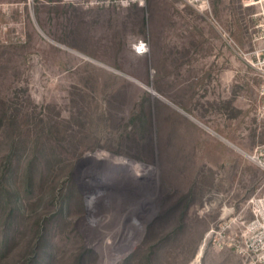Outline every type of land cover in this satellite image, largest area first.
Instances as JSON below:
<instances>
[{"label":"rangeland","instance_id":"obj_1","mask_svg":"<svg viewBox=\"0 0 264 264\" xmlns=\"http://www.w3.org/2000/svg\"><path fill=\"white\" fill-rule=\"evenodd\" d=\"M246 2L0 0V264H249L220 228L264 194ZM125 193V237L98 242L93 202Z\"/></svg>","mask_w":264,"mask_h":264},{"label":"built area","instance_id":"obj_2","mask_svg":"<svg viewBox=\"0 0 264 264\" xmlns=\"http://www.w3.org/2000/svg\"><path fill=\"white\" fill-rule=\"evenodd\" d=\"M88 1L91 5L98 2V0ZM183 1L200 11L211 9L210 0ZM106 4L115 5L121 9L132 6L145 8L146 0H106ZM244 6H255L257 9V12L251 15L254 22L251 27L253 33L250 36L252 47L244 58L261 74L264 80V0H250ZM249 32H251L250 29ZM133 49L138 54L148 53V46L144 41H139ZM226 214H235L229 220L223 217L220 225L222 231H230V245L249 264H264V194L262 188L257 189L252 197L244 200L238 209L232 208Z\"/></svg>","mask_w":264,"mask_h":264},{"label":"bare ground","instance_id":"obj_3","mask_svg":"<svg viewBox=\"0 0 264 264\" xmlns=\"http://www.w3.org/2000/svg\"><path fill=\"white\" fill-rule=\"evenodd\" d=\"M105 154H104L105 157H108L109 161L114 162L116 160L114 156H110V154H108V153H105ZM137 166L126 167L127 168L125 170L126 171V175H125L126 177L123 180L124 183H138V182H132L129 179V177L130 178H132V177L137 178V177H140L142 175H148L154 171V170L152 171V169L151 170L148 169L145 165H140V168H138ZM154 173L156 175L159 174L157 169H155ZM89 178L94 179L97 182H100L103 179H105L103 175H100L96 178L93 176H89ZM127 195H128V193H125L124 196L118 200L116 198H112V197L108 198V199L101 197V199L99 201H97L96 203L93 202V208L95 209L96 214L92 218L91 223L94 224L95 227H97V228L92 229V230H93V232L96 233V240H98V242L103 240V239L108 240L111 238V236H113L112 237L113 240H117V239L119 240V239L125 237V235L123 237H121L123 228L125 227L124 226L125 218L127 216V214H125V213L129 209H132L131 206L136 204L135 202L140 201V200H138L139 198H137V197L131 198ZM147 195H149V194H144L141 196L144 197ZM136 196H137V194H136ZM104 203H105V205H104ZM142 232H143V227L142 228L138 227L135 230V235L134 236L132 235V236L134 237V239L135 238L136 239L141 238ZM128 243L129 244L126 246V248L131 247L135 244L132 239ZM202 252H203V248L200 251V255L202 254Z\"/></svg>","mask_w":264,"mask_h":264},{"label":"crops","instance_id":"obj_4","mask_svg":"<svg viewBox=\"0 0 264 264\" xmlns=\"http://www.w3.org/2000/svg\"><path fill=\"white\" fill-rule=\"evenodd\" d=\"M256 184H249L246 188H244L242 190V193L239 195V197H246V196H250L252 193H254L253 191L256 189Z\"/></svg>","mask_w":264,"mask_h":264}]
</instances>
